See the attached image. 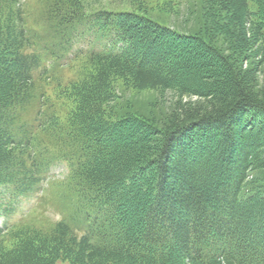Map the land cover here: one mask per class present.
Masks as SVG:
<instances>
[{"label": "trees", "instance_id": "obj_1", "mask_svg": "<svg viewBox=\"0 0 264 264\" xmlns=\"http://www.w3.org/2000/svg\"><path fill=\"white\" fill-rule=\"evenodd\" d=\"M140 2L91 12L44 0L36 17L0 0V216L57 163L78 214L0 225V264H264V99L211 36L180 33ZM207 2L210 32L231 49L253 37L264 56V0ZM85 29L110 45L72 53ZM119 82L197 100L121 110Z\"/></svg>", "mask_w": 264, "mask_h": 264}, {"label": "rangeland", "instance_id": "obj_2", "mask_svg": "<svg viewBox=\"0 0 264 264\" xmlns=\"http://www.w3.org/2000/svg\"><path fill=\"white\" fill-rule=\"evenodd\" d=\"M26 3L31 12L40 17L43 15L44 0H21ZM208 0H141L139 7L142 11L154 20L178 30L180 33H198L203 36H211L212 41L221 48L223 53L232 61L238 59L236 67L242 71H246L249 76V87L253 90L257 97L264 99V56L260 55L259 42L251 36V25L246 28L247 37H250L248 44L241 46L240 49H231L226 46V39L222 34L210 32L209 16L214 15L210 12ZM89 11H107V10H132L128 0H83ZM215 18V17H214ZM223 44H221V43ZM168 43L176 44V41L169 38ZM77 47V46H75ZM72 49V48H71ZM81 62H77V65ZM77 67V66H76ZM64 69V77H68L76 69ZM63 72V73H64ZM116 92L121 97L115 103L117 109L124 110L126 108H134L142 113L148 111L152 107L164 106L166 109L169 105L177 100L195 101L197 97L181 95V93L173 90L135 92L120 82L116 85ZM54 90L48 91L54 94ZM151 110V109H150ZM66 167L63 163H57L50 169L49 180L43 183L42 189L32 196L18 200L14 206V210L6 220L0 216L1 224H18L20 222H39V225L47 228L59 220H69L70 215L78 219L77 212L70 204L68 205L64 196V186L58 185L59 181L66 175ZM48 183H53L52 186ZM73 212V213H72ZM72 213V214H71ZM35 220V221H33ZM25 221V222H23ZM75 226L77 222L74 220ZM78 227V226H77ZM78 234L81 229L76 230ZM55 264H73L66 260L60 259Z\"/></svg>", "mask_w": 264, "mask_h": 264}]
</instances>
